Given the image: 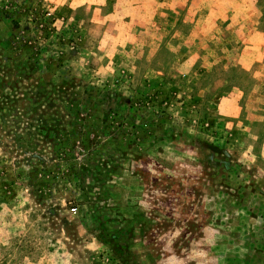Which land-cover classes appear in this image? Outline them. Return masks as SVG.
Here are the masks:
<instances>
[{"label": "rangeland", "instance_id": "obj_1", "mask_svg": "<svg viewBox=\"0 0 264 264\" xmlns=\"http://www.w3.org/2000/svg\"><path fill=\"white\" fill-rule=\"evenodd\" d=\"M0 264H264V0H0Z\"/></svg>", "mask_w": 264, "mask_h": 264}]
</instances>
